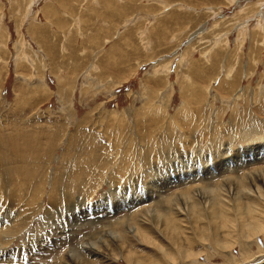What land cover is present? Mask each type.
<instances>
[{"label": "rangeland", "instance_id": "1", "mask_svg": "<svg viewBox=\"0 0 264 264\" xmlns=\"http://www.w3.org/2000/svg\"><path fill=\"white\" fill-rule=\"evenodd\" d=\"M259 172L264 0H0V264H264Z\"/></svg>", "mask_w": 264, "mask_h": 264}, {"label": "bare ground", "instance_id": "2", "mask_svg": "<svg viewBox=\"0 0 264 264\" xmlns=\"http://www.w3.org/2000/svg\"><path fill=\"white\" fill-rule=\"evenodd\" d=\"M12 160V159H11ZM251 161V160H250ZM255 173H256V171H255ZM260 173V172H259ZM254 174V173H253ZM257 177H258V179H260L261 180V182H264V173H260V174H256V178L255 179H253L252 180V183L254 184V186H255V190L256 191H258V193H260V195H262V192L263 191H260V184L256 181L257 180ZM252 179V178H251ZM259 180V181H260ZM5 181V180H4ZM231 181V180H230ZM229 181V182H230ZM232 184H234V181L233 182H231V184H229V187L232 185ZM238 184V183H237ZM235 185L234 184V186H235V188H236V190H235V192H237V191H239L240 190V185L238 186V185ZM259 184V185H258ZM4 185V184H3ZM234 186H233V188H234ZM245 186V185H244ZM67 187V186H66ZM228 187V188H229ZM161 188V187H160ZM243 189L245 190V187H243ZM251 189V188H250ZM250 189L248 188L247 190H249L250 191ZM242 190V189H241ZM243 190V191H244ZM252 190V189H251ZM242 191V192H243ZM249 191H247V192H249ZM210 192V191H209ZM252 192V191H251ZM253 193V192H252ZM204 194H206V192H204ZM208 194L209 193H207V195L206 196H208ZM235 194V193H234ZM233 194V196H234V198L232 199V201H231V206H227L226 208H227V210H229V209H231L232 207V210H234V211H240V212H238V213H241V211H243V212H246V211H249L252 215L255 213V211H253L254 209H256V204L257 203H254V202H252V203H250V204H248V202H243L242 200H241V196L239 197V196H235ZM237 194V193H236ZM255 194H256V192H255ZM213 195V194H212ZM263 195H264V193H263ZM10 197V196H9ZM213 197V196H212ZM207 198H210V197H207ZM215 199V198H214ZM214 199H212V201L210 202L211 204L209 205V208H208V212L209 213H211V214H213L214 215V217H218V216H220V215H222V213L219 211V206L221 205H218L219 203L216 201V200H214ZM220 199V198H219ZM249 199V198H248ZM223 200V199H222ZM250 200H251V197H250ZM9 201H10V199H9ZM19 201V200H18ZM252 201H254V200H252ZM227 202V201H226ZM221 203H222V201H221ZM230 203L228 202L227 203V205H229ZM222 205H223V207H225L224 206V203H222ZM132 206V205H131ZM226 210V209H225ZM224 212V211H223ZM254 212V213H253ZM153 213V212H152ZM156 213V212H155ZM206 213V212H205ZM159 214V213H158ZM202 214H204V211L202 212ZM245 214V213H244ZM200 216H202L201 215V212H200V214H199ZM207 216V215H206ZM246 216V215H245ZM258 216V215H257ZM192 217V216H191ZM158 219H157V221L159 220V216L157 217ZM164 218H166L165 216H163V219ZM219 218V217H218ZM220 218H221V216H220ZM156 219V218H155ZM197 219V218H196ZM242 219V218H241ZM213 220V219H212ZM165 221V220H164ZM234 221V220H233ZM241 221V220H240ZM247 221V220H246ZM162 222V221H161ZM167 222V224L168 225H171L170 224V222H169V220L168 219H166V221L164 222V223H166ZM218 223V222H217ZM245 223V222H244ZM219 224V223H218ZM230 225V224H229ZM141 226V225H140ZM241 226H242V224H241ZM248 228V230L246 231L245 230V228ZM219 228V227H218ZM132 229V228H131ZM164 229H165V227H164ZM168 229V228H167ZM261 229V224H259V223H254V222H246L245 223V225L243 226V228H242V230H245V231H241V233H242V236L243 237H247V239L251 236V235H255V234H257V233H259L258 231ZM111 233H113V232H111ZM116 233V232H115ZM139 233V232H138ZM217 234V236H218V232L216 233ZM115 237H116V234L114 235ZM112 237H113V234H112ZM117 238V237H116ZM107 241V240H106ZM217 242H220L218 239H217ZM95 244V243H94ZM93 244V245H94ZM97 244V243H96ZM220 244V243H219ZM109 245V244H108ZM248 245V244H247ZM90 246V245H89ZM95 246V245H94ZM84 248V247H83ZM88 248H90V247H88ZM90 251H92L91 249H90ZM74 252V251H73ZM132 260H130V262H131ZM135 263H137V264H141L139 261H135ZM186 263V262H185ZM134 264V263H133Z\"/></svg>", "mask_w": 264, "mask_h": 264}]
</instances>
